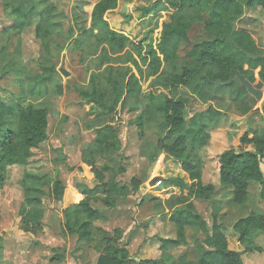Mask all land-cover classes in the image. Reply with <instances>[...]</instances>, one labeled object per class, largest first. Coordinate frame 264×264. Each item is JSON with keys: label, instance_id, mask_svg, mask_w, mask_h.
Instances as JSON below:
<instances>
[{"label": "trees", "instance_id": "obj_1", "mask_svg": "<svg viewBox=\"0 0 264 264\" xmlns=\"http://www.w3.org/2000/svg\"><path fill=\"white\" fill-rule=\"evenodd\" d=\"M202 1L97 0L89 15L75 13L67 20L66 42L60 44L53 37L64 35L63 22L67 17L54 0H4V17L13 19L15 24L2 32L5 40L0 44V76L13 75L20 91L4 96L0 93V189L7 179V169L27 166L29 161L25 160L31 150L46 140L51 103L62 92L57 60L72 46L87 72L75 90L110 117L109 122L88 124L94 138L83 149L77 169L84 173L88 168L97 184H75L79 197L73 206L82 219L77 227H67V233L75 236L78 243L99 251L95 264H131L127 245L121 243L122 231L114 230L111 235L94 223L103 217L96 203L113 209L117 200L130 196L143 182L133 179L127 185L118 180L126 171L118 114L127 81L134 74L146 84L144 103L163 111L164 134L158 144L148 146L146 159L152 164L163 152L178 163L189 180L188 193L175 198L176 209L168 217L174 226V237H155L157 251L142 263L171 264V250L190 244H195L194 264H243V253L264 252L256 245V240L264 236V213L251 210L229 226L231 216L226 218L225 213L230 206L241 212L252 199L254 204L263 206L264 212V138L244 133L239 138L242 148H229L216 155L215 168L210 173L214 172L218 188L210 181L214 176L207 178L205 167L210 141L207 130L222 116L224 97L235 87L234 81L228 83L230 72L236 71L251 82L250 70L239 59L241 55L232 52L226 43L233 40L236 32L247 31L249 12H264V0H213L204 25L206 40L198 46V54L177 70L178 51L188 43L189 30L205 13ZM28 30L40 44L38 67L46 73L34 93L25 90L24 80L27 65L23 35ZM126 31L137 36V40ZM253 60L258 67L257 79L264 85V57ZM194 105L203 109L197 110ZM262 111L264 114V104ZM138 121L139 137L143 139L142 113ZM185 126L192 132L190 137L182 132ZM97 163L112 173L110 183L102 182ZM204 170L208 181L204 180ZM23 174L19 180L23 191L19 225L24 232L34 234L44 227L41 207L45 188L50 186L60 198V182L47 172L25 170ZM252 182L257 185L249 192ZM196 201L209 203L211 225L197 211ZM227 229L236 236L242 252L229 248L224 233ZM202 236L207 237L208 246L200 242Z\"/></svg>", "mask_w": 264, "mask_h": 264}, {"label": "rangeland", "instance_id": "obj_2", "mask_svg": "<svg viewBox=\"0 0 264 264\" xmlns=\"http://www.w3.org/2000/svg\"><path fill=\"white\" fill-rule=\"evenodd\" d=\"M58 9L66 15L64 19V35L54 36L53 40L64 44L67 38L68 23L75 13L90 14L94 3L97 0H54ZM213 0H203L202 4L205 10L202 18L196 22L189 30L188 43L181 46L178 51V59L176 68L185 62H190L199 52L198 46L206 40L204 33V25L208 21L207 13ZM4 0H0V44L5 40L2 32L15 24L11 18L4 17ZM249 24L246 27L252 34V37L261 47L264 45V12L253 11L246 15ZM127 32V31H126ZM133 39L137 40V36L127 32ZM24 61L27 70L24 75L25 90L28 93H34L39 80L46 76L38 67L37 59L41 54V47L35 40L32 30H28L23 35ZM243 56L249 60L256 59L259 53L251 51L248 44L244 42L240 44ZM248 48V49H247ZM241 54V52H238ZM58 69L61 76V94L52 100L51 111L48 116L47 138L38 148L31 150V156L25 161H29L27 166H13L7 169V179L0 189V264H73L68 262L67 257L79 256L83 252L90 259L89 264H95L99 256V251L81 246L75 253L73 245L76 237L67 233V227H77L81 222V215L77 207L73 206L78 200V193L75 184L83 183L88 187H93L97 182L93 179L92 173L85 168L84 173L78 168L82 163V152L85 146L94 138V133L88 128V124L95 121H110V117L104 111L96 108V106L86 100H83L74 86L84 82L87 72L81 66L78 60V52L72 46L68 47L61 59L57 60ZM1 64V63H0ZM1 74V73H0ZM255 80L251 83L254 89L262 93V99L257 101L251 96L245 88L240 85L239 80L233 77L235 87L233 91L236 93L237 110L240 113L248 112L254 106L257 108L264 103V85L260 83L255 74ZM252 79V77H251ZM241 89H239V87ZM5 91V92H4ZM20 87L15 84L13 75L0 76V93L2 96L7 93H18ZM147 92L146 84L134 75L129 77L127 81L124 97L119 109L118 122L121 130L122 145V163L126 171L118 177L122 184L130 185L133 179L145 181L151 173L152 165L146 159V150L150 144H158L163 136L165 127L163 124V111L151 109L144 103V96ZM251 99H247V98ZM195 109L202 110L203 107ZM143 114L144 120V138L139 137L138 117ZM232 115L225 118L227 127L226 137L222 140V146L228 149L238 150L242 148L239 137L251 126L258 127L259 119L257 115H252L249 119L232 120L228 119ZM262 126V125H260ZM183 133L191 136L192 132L185 126ZM219 151H214L216 154ZM163 153L161 152L160 155ZM207 156V155H206ZM213 156V155H210ZM210 158V157H209ZM212 162V160H210ZM263 162V161H262ZM263 165V163H262ZM98 170L102 173V182L110 183L112 173L102 170L100 163H97ZM213 165L210 170H212ZM264 170V165L262 166ZM25 170H33L37 172H47L53 178H57L60 182L59 197L51 190L50 186L45 188L46 195L44 204L42 205L43 224L44 227L33 233L24 232L20 227L19 209L23 201V191L19 185V180L24 175ZM161 176H158L160 178ZM153 178V177H151ZM165 178V177H164ZM210 181L218 183L211 177ZM150 183L146 188H142V184L138 190L130 196L121 198L116 201V207L113 209L106 208L102 202H98L97 208L101 211L103 218L95 222L94 225L101 227L112 235L114 230L122 231L121 243H128V253L131 264H143L142 261L156 253L157 243L155 237H174V226L169 222L168 217L175 211L176 196L164 192L162 188L156 187V183ZM163 186L165 179H162ZM252 182L249 192L256 186ZM132 189V187L130 186ZM218 188V184H216ZM174 192L179 193L178 190ZM173 192V193H174ZM255 192V190H254ZM253 194H250L249 201ZM197 211L203 216L205 221L211 225V209L209 203L195 202ZM262 205L254 204V200L248 203L247 208H242L241 212L230 207L226 209V218L231 216L227 221L231 224L240 215H245L249 211L264 213ZM240 213V214H238ZM225 234L232 249L239 248L237 241L231 230H225ZM264 236L259 237L256 241L264 248ZM32 241L36 244L34 250L28 255L23 253V259L16 257V247L23 242ZM200 242L208 246L206 236L200 238ZM76 246V243H75ZM187 248H174L172 253L175 257L171 264H177V256L186 255L188 260L189 254ZM18 250L26 252L28 248L20 247ZM185 252V253H184ZM59 255V257H58ZM250 254L247 256H252ZM61 258L63 259H60ZM192 257V256H190ZM71 258H69L70 260ZM181 264V263H180ZM186 264V263H185ZM187 264H194L188 262Z\"/></svg>", "mask_w": 264, "mask_h": 264}, {"label": "crops", "instance_id": "obj_3", "mask_svg": "<svg viewBox=\"0 0 264 264\" xmlns=\"http://www.w3.org/2000/svg\"><path fill=\"white\" fill-rule=\"evenodd\" d=\"M244 42H246L248 44V48H250L251 51L259 53V57H264V49H262L263 47L257 45V41L252 37V34L248 30L246 32H236V34L233 37V40H230L229 42H227L226 46L228 48H230V50L232 52H235V51L241 52V54H240L241 56L239 57V59L240 58L243 59L245 66L250 70V77H252L251 80L254 81L255 77H253V74L256 75V72L258 70V67L254 63L255 60H249L246 56H242L243 50H242V48H239L237 46L238 43L243 44ZM233 43H236V45H234ZM232 82H233V80H230L228 83L230 84ZM248 82L251 85H253L250 81H248ZM235 96H236V93L234 91H232L224 97V109H222L223 110L222 116L207 130L208 134L210 135L209 146L206 150L207 156L205 155V164H206L205 167H206V174H207L208 179H209V177L214 176L213 171H212V173H210V171H211L210 168L212 165L214 166V167H212V169L214 170V168H215L216 155L218 153H220L221 151L226 150V148L223 149V147L221 149V146H222V140L226 137V134H227V130H226L227 127H225L226 126L225 118L228 115L229 116L232 115L230 118H228L229 120L230 119H232V120L233 119L234 120L249 119L250 116L257 115L258 116L257 119H259V126L258 127H252L251 126L247 131L245 130L242 133V135L244 133H246V134H248V137H252V136L258 134L262 138H264V114L262 111V107H263L264 103H262L259 108H257V106L254 107L255 106L254 105L250 109V111L240 113L237 110L238 105L235 102V100H236L234 98ZM260 125H262V126H260ZM188 135H190V134H188ZM245 149H250V147H245ZM214 151H219V152H217L216 154H213ZM210 155H213V156H210ZM157 160L159 161L158 163L156 162ZM210 160H212V162ZM262 161H263L262 163L264 165V158ZM151 165H152V168H151L152 174L149 177H147L145 179V181L142 182V184H144L142 186L143 189L146 188V186L148 184L155 183V181L159 180V182L156 183L157 184L156 187L162 188L164 192H168L174 196L177 195L176 197H180V196L184 197L188 193V189H189L188 176L184 173V171L181 170L180 166L178 165V163L175 160L170 159L167 156V154L163 153L162 155L159 154ZM263 165H261V169H262ZM158 176H161V177L158 178ZM151 177H153V178H151ZM207 178L205 176V170H204V180H206ZM213 178H215V176ZM162 179H165L164 186H163ZM206 181H208V180H206ZM213 184L216 186V184H218V183H213ZM218 187H219V184H218ZM175 190H178L179 193L174 192ZM230 207H235V206H230ZM235 209L237 210V207H235ZM223 212L224 211H222V213ZM42 221H43V219H42ZM225 232L226 231L224 230V233ZM231 233H232V231H231ZM70 236H72V235H70ZM73 237H75V236H73ZM234 237H235V240L237 241V238L235 235H234ZM75 243H76V246H75ZM75 243L73 245V249H74L73 251L75 253L77 252V250L81 246L85 245L86 247H88L84 243H78L77 239H76ZM228 244H229V241H228ZM126 245H128L127 242H126ZM256 245L260 246L259 242L256 241ZM25 246L28 248V250L26 252L18 250L20 247L24 248ZM35 246H36V244H34V242L32 243V241L23 242L22 244H18L16 247V250H17L16 251V257L23 259V255H24L23 253H27L29 255L34 250ZM180 247L189 249L188 252H194L193 247H195V244H190L188 246L179 245V246L175 247V249L180 248ZM126 248L128 249V246H126ZM229 248H230V246H229ZM230 249H232V248H230ZM233 250H237L239 252H242L238 248H235ZM171 254L173 257H175L172 252H171ZM188 254H189L188 260H186L185 254H180L179 256H177V260H178L177 264H180V263L181 264H185V263L187 264L188 262L195 263L194 262L196 260L195 254H190V253H188ZM250 254H254V255L247 256ZM190 256H192V257H190ZM88 257L83 252V254L82 255L80 254L78 257L77 256L67 257L65 260L68 262L72 261L73 264H89L90 259ZM69 258H71V259L69 260ZM60 259H63V258H60ZM241 259H242L243 264H264V252L259 253V252L254 251V252H250V253H246V254L243 253L241 255ZM63 264H67V263H63Z\"/></svg>", "mask_w": 264, "mask_h": 264}, {"label": "water", "instance_id": "obj_4", "mask_svg": "<svg viewBox=\"0 0 264 264\" xmlns=\"http://www.w3.org/2000/svg\"><path fill=\"white\" fill-rule=\"evenodd\" d=\"M233 77H236L240 85L247 90V92L253 96L257 101L262 99V93L256 89L245 79L244 76H241L238 72L232 71L230 72V80H233Z\"/></svg>", "mask_w": 264, "mask_h": 264}, {"label": "built area", "instance_id": "obj_5", "mask_svg": "<svg viewBox=\"0 0 264 264\" xmlns=\"http://www.w3.org/2000/svg\"><path fill=\"white\" fill-rule=\"evenodd\" d=\"M156 162L158 163L159 161L157 160Z\"/></svg>", "mask_w": 264, "mask_h": 264}]
</instances>
